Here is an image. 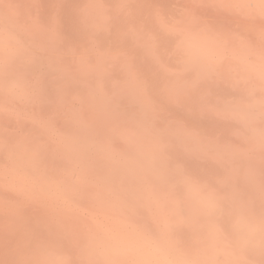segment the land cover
Wrapping results in <instances>:
<instances>
[{"label":"clouds","instance_id":"clouds-1","mask_svg":"<svg viewBox=\"0 0 264 264\" xmlns=\"http://www.w3.org/2000/svg\"><path fill=\"white\" fill-rule=\"evenodd\" d=\"M0 264H264V0H0Z\"/></svg>","mask_w":264,"mask_h":264},{"label":"snow or ice","instance_id":"snow-or-ice-1","mask_svg":"<svg viewBox=\"0 0 264 264\" xmlns=\"http://www.w3.org/2000/svg\"><path fill=\"white\" fill-rule=\"evenodd\" d=\"M165 27H166V29H167L168 31H174V29H172V28H170V27H168V26H165ZM222 59H223L222 56H221V57H218V61H219V60H222ZM74 99H78V97H75ZM41 126H42V127H51V122H50V121H43V122H41ZM81 179H82L81 177H76V178H75V182H76V183H80V182H81ZM145 195H146V196H152L153 193L151 192L150 189H148V190H146ZM91 197H92V199H94V200H102V193L94 192V193L91 194ZM70 206H72V207L78 209V210L81 211V212H86V211H88L86 208H81L79 204L70 203Z\"/></svg>","mask_w":264,"mask_h":264},{"label":"rangeland","instance_id":"rangeland-1","mask_svg":"<svg viewBox=\"0 0 264 264\" xmlns=\"http://www.w3.org/2000/svg\"><path fill=\"white\" fill-rule=\"evenodd\" d=\"M165 67V70L168 71V72H174L175 69L169 67V66H164Z\"/></svg>","mask_w":264,"mask_h":264}]
</instances>
